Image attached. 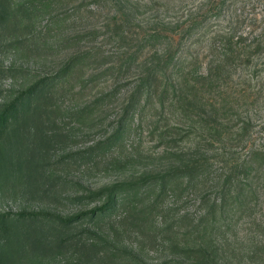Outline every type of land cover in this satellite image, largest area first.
<instances>
[{
    "label": "rangeland",
    "instance_id": "obj_1",
    "mask_svg": "<svg viewBox=\"0 0 264 264\" xmlns=\"http://www.w3.org/2000/svg\"><path fill=\"white\" fill-rule=\"evenodd\" d=\"M30 1L0 18V109L46 80L0 138V264H264V0Z\"/></svg>",
    "mask_w": 264,
    "mask_h": 264
},
{
    "label": "trees",
    "instance_id": "obj_2",
    "mask_svg": "<svg viewBox=\"0 0 264 264\" xmlns=\"http://www.w3.org/2000/svg\"><path fill=\"white\" fill-rule=\"evenodd\" d=\"M15 0H0V18H4L7 14V12L16 10V11H24L27 12L33 7L32 3L30 0H19L18 2L14 3ZM44 82V83H43ZM46 80L33 84L28 90L25 92L20 93L18 96H16L12 101H10L6 106H1L0 109V138L2 137L3 133L7 130L8 126L14 122L16 119L20 117L22 112L27 109L31 101L35 98H37L39 95H41L44 91V85H45ZM116 135V134H115ZM114 135V136H115ZM165 177H161L157 183L156 187L160 186V193L164 191V182ZM158 185V186H157ZM152 186H155L152 185ZM126 188H129L130 186H125ZM124 186H115L111 189H107L104 192H96V193H90V196L86 198H80L79 201L81 200H89L93 198H98L105 194L106 192V202L104 205L101 207L94 209L92 212H90V215H100L103 214L109 210H111L117 203L119 197L123 196V193H129L130 194V189L129 191L123 190L125 188ZM86 215V214H84ZM84 215H78L74 218H66L64 221L60 220L61 223L66 226L70 225L71 223L76 222L80 217H83ZM38 219L36 215H32L30 217H27L26 219H22V222H34ZM8 219L5 217H0V232H4L7 228L11 227V224H9ZM12 224H18L20 223V220H15L11 222ZM199 255V260L200 261H208L207 257L204 256L203 254L200 253V250L196 249L194 252Z\"/></svg>",
    "mask_w": 264,
    "mask_h": 264
}]
</instances>
